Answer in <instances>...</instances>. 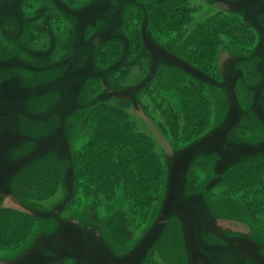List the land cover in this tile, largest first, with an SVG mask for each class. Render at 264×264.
I'll list each match as a JSON object with an SVG mask.
<instances>
[{"label": "rangeland", "instance_id": "374dc122", "mask_svg": "<svg viewBox=\"0 0 264 264\" xmlns=\"http://www.w3.org/2000/svg\"><path fill=\"white\" fill-rule=\"evenodd\" d=\"M186 2L190 29L225 12L252 31L222 44L216 74L174 53L142 0H0V209L33 220L0 264H264V0ZM194 80L209 122L179 141L160 107L184 125ZM118 98L164 162L150 204L75 180L85 117ZM233 174L253 190L227 192Z\"/></svg>", "mask_w": 264, "mask_h": 264}, {"label": "trees", "instance_id": "16d2710c", "mask_svg": "<svg viewBox=\"0 0 264 264\" xmlns=\"http://www.w3.org/2000/svg\"><path fill=\"white\" fill-rule=\"evenodd\" d=\"M142 1L154 29L167 38L169 48L212 75L217 73L218 54L224 42L243 45L252 36L250 27L233 13L218 12L190 29L186 0ZM194 81L184 84L180 90L182 113L186 119L184 125L178 124V110L171 105L169 110H161L160 107L162 115L169 122V129L179 141L194 137L209 122V96L204 93V83ZM85 118L91 134L74 158L77 185L84 192H100L107 196L121 190L129 197H145L150 204L161 190L164 162L155 149V140L139 130L133 120L129 101L118 98L97 102ZM233 176L235 179L228 182L227 192L253 190L241 177ZM145 192H148V196ZM32 223V216L28 213L0 209V247H12L21 241L26 228H30ZM141 264H155V260H145Z\"/></svg>", "mask_w": 264, "mask_h": 264}]
</instances>
